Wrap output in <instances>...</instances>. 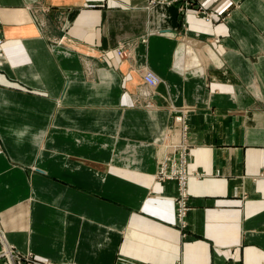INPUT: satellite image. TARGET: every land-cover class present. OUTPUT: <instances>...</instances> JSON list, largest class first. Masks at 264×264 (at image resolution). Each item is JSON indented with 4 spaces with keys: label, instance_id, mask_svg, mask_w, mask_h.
Listing matches in <instances>:
<instances>
[{
    "label": "crops",
    "instance_id": "1",
    "mask_svg": "<svg viewBox=\"0 0 264 264\" xmlns=\"http://www.w3.org/2000/svg\"><path fill=\"white\" fill-rule=\"evenodd\" d=\"M117 1L0 0L15 264H264V0H194L184 23L174 5ZM187 125L182 229L176 183L157 181L175 151L155 144L166 128L187 147Z\"/></svg>",
    "mask_w": 264,
    "mask_h": 264
},
{
    "label": "built area",
    "instance_id": "2",
    "mask_svg": "<svg viewBox=\"0 0 264 264\" xmlns=\"http://www.w3.org/2000/svg\"><path fill=\"white\" fill-rule=\"evenodd\" d=\"M187 0H147V3L149 5H154V4H163V5H173V4H180V11L185 12L186 8L188 7V4L186 3ZM209 15L204 14L202 15V18L204 20H209ZM4 39H2V35L0 33V49L1 45L3 44ZM122 49H124L122 47ZM122 55H125V52L123 50H119V53ZM123 57V56H122ZM138 72L142 70V68H137ZM152 79L151 75L148 74L147 78L144 77V84L146 83L149 85L150 80ZM185 136V135H184ZM179 153L180 155V161L179 163L176 162V153ZM188 152V146L180 149L177 147V150L173 154L172 158L171 156L169 157V160L165 163L166 166L164 165H159L157 164V169L159 168L157 179L162 180V179H171L175 180L176 179V186H177V195L175 198V214H176V221L179 224V226L183 229L186 226L185 223V216L188 211V195L186 193V182L187 179L192 175L188 172L187 170V159L186 155ZM175 159V160H174ZM164 168L166 172H169L166 176L165 172L161 170V168ZM3 237L0 234V240ZM21 259L18 254L14 253L8 246L5 248L4 245H2V241H0V261H3L4 264H15L16 260ZM26 261L31 262V257H26ZM33 261V260H32ZM33 264H47L45 262H39L38 260L33 261Z\"/></svg>",
    "mask_w": 264,
    "mask_h": 264
},
{
    "label": "rangeland",
    "instance_id": "3",
    "mask_svg": "<svg viewBox=\"0 0 264 264\" xmlns=\"http://www.w3.org/2000/svg\"><path fill=\"white\" fill-rule=\"evenodd\" d=\"M111 1H113V2H118L119 3V1H117V0H111ZM147 1V0H146ZM187 4H188V7L186 8V10H185V12H182V11H180V7H181V3L180 4H173L175 7H176V9H177V12H178V16H179V19H180V22L182 21L183 23H184V21H185V17H186V11H187V9L188 8H193V7H196V3L194 2V0H187V2H186ZM154 5H163V4H154ZM200 15H204V13H201ZM182 26H184V24L182 25ZM121 47V48H120ZM119 50H122V44L121 45H119V46H117L116 48H115V52L117 53V56H118V58L120 59V60H128V59H130V57H131V54L129 55L128 53H130V52H127L126 51V53H127V55L125 56V55H122V51H121V54L119 53ZM0 51H1V49H0ZM123 56V57H122ZM136 72H138V70H136V69H134ZM143 79V78H142ZM191 108H193L194 109V111H196V108H194V106H190ZM164 131V138H163V140H162V142L160 143V144H155V148H158L159 149V156L160 155H162V150L165 148V147H167V146H169L170 144H171V141H172V139L170 138V134L173 132H171L170 130H166V128L163 130ZM186 136H187V139L189 138L188 137V125H187V132H186ZM187 144H188V152H187V155H186V159H187V161H188V159H189V154H190V145H189V139H188V142H186ZM180 159V155H179V153L177 152L176 153V164H177V162L179 163V160ZM175 160V159H174ZM155 163H156V160H155ZM187 164H188V162H187ZM156 180V179H155ZM157 181H158V179H157ZM168 181H173V182H177L176 181V179L175 180H171V179H162V180H160V182H168ZM4 237V236H3ZM26 257H24L23 259H25ZM35 261V259H32L31 258V262H30V264H33V261Z\"/></svg>",
    "mask_w": 264,
    "mask_h": 264
},
{
    "label": "bare ground",
    "instance_id": "4",
    "mask_svg": "<svg viewBox=\"0 0 264 264\" xmlns=\"http://www.w3.org/2000/svg\"><path fill=\"white\" fill-rule=\"evenodd\" d=\"M1 35H2V34H1ZM2 39H3V37H2ZM1 46H2V45H1ZM120 48H121V47H120ZM148 74H150L151 77H152V79L150 80V83H149L148 86H150L151 88H153V87H155V86L158 84V82H159V78H158L156 75H154L152 72L146 71V72L143 74V81H144V77L147 78ZM183 129H184V128H183ZM177 144H178V143H171L169 146L165 147V148L162 150V156H164V154H165V152H167V149H168V148L173 149V151H176V150H177V147L181 149L182 147H179V145H177ZM161 170L164 171L163 169H161ZM164 172H165V175L168 176L167 174H168L169 172H166V171H164ZM2 237H3V236H2ZM0 241H2V245H4L5 248H6V247H7V242H6L5 238H2Z\"/></svg>",
    "mask_w": 264,
    "mask_h": 264
}]
</instances>
